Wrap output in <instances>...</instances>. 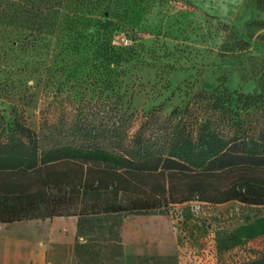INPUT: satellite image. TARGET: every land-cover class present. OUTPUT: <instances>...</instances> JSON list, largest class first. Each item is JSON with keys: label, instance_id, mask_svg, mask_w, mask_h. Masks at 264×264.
Segmentation results:
<instances>
[{"label": "rangeland", "instance_id": "obj_1", "mask_svg": "<svg viewBox=\"0 0 264 264\" xmlns=\"http://www.w3.org/2000/svg\"><path fill=\"white\" fill-rule=\"evenodd\" d=\"M70 1L81 18L65 14L68 0H52L49 38L56 52L27 55L33 78L8 77L1 58L12 44L0 18V128L6 123V130L16 125L33 134L46 118L81 117L92 104L107 101L134 114L135 127L150 111L168 116L177 108L196 130L208 122L227 134H264V0ZM119 3L126 8L127 27H104L103 21L114 18L105 8ZM59 50L63 53L55 58ZM237 205L233 200L216 207L227 212ZM242 209L241 218L221 228L226 259L248 256L234 248L244 241L264 252V206ZM144 215L152 219L149 227L139 221ZM66 217L52 219L75 221ZM183 226L191 238L199 232L195 225ZM86 238L84 259H73L68 246L58 245L55 264H179L181 235L165 212L126 213L120 228L123 255L117 259L108 256L106 242ZM126 239L150 245L126 250Z\"/></svg>", "mask_w": 264, "mask_h": 264}, {"label": "trees", "instance_id": "obj_2", "mask_svg": "<svg viewBox=\"0 0 264 264\" xmlns=\"http://www.w3.org/2000/svg\"><path fill=\"white\" fill-rule=\"evenodd\" d=\"M68 3L65 14L81 18ZM54 7L52 0H0L12 44L1 58L8 77L35 76L30 52L55 54L49 38ZM116 7L105 8L114 18L103 21L104 27H127L125 6ZM92 108L81 117L46 118L33 134L16 125L6 130V123L0 128L1 222L78 216V236L106 242L108 256L117 259L123 255L126 213H164L196 195L213 203L264 206V134H227L208 122L196 130L177 108L168 116L150 111L136 127L134 114L127 116L117 104L103 101ZM77 249L87 256V244ZM242 264H264V252Z\"/></svg>", "mask_w": 264, "mask_h": 264}, {"label": "built area", "instance_id": "obj_3", "mask_svg": "<svg viewBox=\"0 0 264 264\" xmlns=\"http://www.w3.org/2000/svg\"><path fill=\"white\" fill-rule=\"evenodd\" d=\"M235 202L238 205L230 208L227 212L217 209L216 206L228 202L213 203L203 200L199 195L182 203L170 204L165 213L171 216L174 227L179 230L181 235L179 264H242L260 256L262 251L255 252L251 248L250 241H244L234 247H238L239 252L249 254L243 258L240 257L241 255H234L231 260L226 259L221 251L219 236L222 226L241 218V215H244L242 208L248 205L239 200H235ZM184 224L186 227L195 225L199 228V232L195 234L194 238H191L183 230Z\"/></svg>", "mask_w": 264, "mask_h": 264}, {"label": "crops", "instance_id": "obj_4", "mask_svg": "<svg viewBox=\"0 0 264 264\" xmlns=\"http://www.w3.org/2000/svg\"><path fill=\"white\" fill-rule=\"evenodd\" d=\"M78 220L79 217L75 216V221L54 220L52 217L0 221V264H55L53 256L58 245L68 246L72 258L80 262L82 256L78 254L77 247L86 244L87 238L78 236ZM151 220L144 215L139 221L149 227ZM139 243L137 239H126V250ZM141 245L148 247L150 243L142 242Z\"/></svg>", "mask_w": 264, "mask_h": 264}]
</instances>
